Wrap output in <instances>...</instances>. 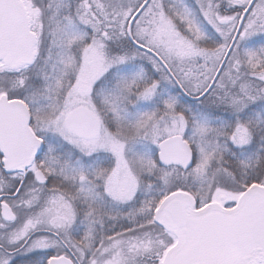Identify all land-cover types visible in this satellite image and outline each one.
Returning a JSON list of instances; mask_svg holds the SVG:
<instances>
[{
	"label": "snow or ice",
	"instance_id": "6c2138e0",
	"mask_svg": "<svg viewBox=\"0 0 264 264\" xmlns=\"http://www.w3.org/2000/svg\"><path fill=\"white\" fill-rule=\"evenodd\" d=\"M0 264H264V0H0Z\"/></svg>",
	"mask_w": 264,
	"mask_h": 264
}]
</instances>
